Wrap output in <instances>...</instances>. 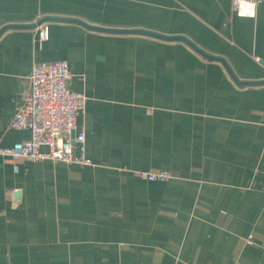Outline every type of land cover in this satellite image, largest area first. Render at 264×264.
<instances>
[{"label":"crops","instance_id":"0c3cea01","mask_svg":"<svg viewBox=\"0 0 264 264\" xmlns=\"http://www.w3.org/2000/svg\"><path fill=\"white\" fill-rule=\"evenodd\" d=\"M45 17L183 36L264 79V2L0 0V146L30 137L11 120L33 64L66 60L91 160L0 158V264H264V84L181 40Z\"/></svg>","mask_w":264,"mask_h":264},{"label":"built area","instance_id":"2783aa9c","mask_svg":"<svg viewBox=\"0 0 264 264\" xmlns=\"http://www.w3.org/2000/svg\"><path fill=\"white\" fill-rule=\"evenodd\" d=\"M262 2L264 0H232V8L240 16L253 17ZM39 36L41 40L48 39L47 25L40 27ZM71 78L66 60L33 64L29 90L11 120L13 128L29 130L30 137L11 146H0V158L91 165L85 154V132L78 130L77 123L88 97L71 89ZM76 146L80 147L78 154ZM136 174L146 181H166L171 177L166 170H142Z\"/></svg>","mask_w":264,"mask_h":264},{"label":"water","instance_id":"95a60500","mask_svg":"<svg viewBox=\"0 0 264 264\" xmlns=\"http://www.w3.org/2000/svg\"><path fill=\"white\" fill-rule=\"evenodd\" d=\"M47 20H59V21L79 22V23H81V24H83V25H85V26H87V27H89V28H91L93 30L104 31V32L134 33V34L149 35V36H153V37L160 38V39H163V40H181V41L185 42L186 44H188L195 51H197L201 55L205 56L206 58L220 61L225 66L226 70L229 72V74L231 75V77L237 83L242 84V85L243 84L244 85H259V84H264V79L263 80H259V81H240V80H237V78L234 76L232 70L227 65V63L224 61V59H222L220 57L211 56L209 54H206L205 52H203L202 50H200L199 48H197L192 42H190L188 39H186L183 36H167V35L158 34V33H154V32L147 31V30H141V29H110V28H101V27H97V26L88 25V24L82 22L81 20H77V19H74V18H61V17H45V18H42L41 20H39L37 24H32V26L41 25L43 22H45ZM2 31L3 30L0 31V34H1ZM261 62L264 64V61H261Z\"/></svg>","mask_w":264,"mask_h":264}]
</instances>
